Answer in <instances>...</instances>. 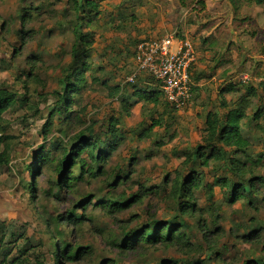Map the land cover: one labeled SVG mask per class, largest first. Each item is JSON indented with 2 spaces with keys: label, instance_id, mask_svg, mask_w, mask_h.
<instances>
[{
  "label": "rangeland",
  "instance_id": "rangeland-1",
  "mask_svg": "<svg viewBox=\"0 0 264 264\" xmlns=\"http://www.w3.org/2000/svg\"><path fill=\"white\" fill-rule=\"evenodd\" d=\"M85 1L0 0V86L17 93L0 121V264H54L58 249L66 252L61 264H264V192L252 204L234 200L221 183L212 198L206 185L191 196L181 187L191 170L203 172L204 183L230 174L223 163H185L205 136L194 101L179 111L164 94L157 105L133 96L145 79L158 89L138 71L141 39L157 30L187 35L191 24L231 41L216 56L228 60L232 51L246 61L252 79L241 81L257 86L264 5L206 0L203 10L196 0H94L91 11ZM112 118L122 130L115 140ZM83 132L97 139L95 155L106 154L92 162L84 153L89 171L70 164ZM178 224L190 243L143 237L159 227L167 236Z\"/></svg>",
  "mask_w": 264,
  "mask_h": 264
},
{
  "label": "trees",
  "instance_id": "trees-1",
  "mask_svg": "<svg viewBox=\"0 0 264 264\" xmlns=\"http://www.w3.org/2000/svg\"><path fill=\"white\" fill-rule=\"evenodd\" d=\"M181 4L187 5L188 1L190 0H179ZM195 1V0H193ZM198 4L201 5L203 10H206V0H196ZM233 6L236 8H240L242 4L248 3H256L258 5H264V0H230ZM83 6V5H82ZM85 7L89 8L91 11L97 9L98 4L94 2V0H86ZM82 42L79 41L74 43L73 50L78 48ZM192 73V70H191ZM192 79L195 80L192 73ZM157 82V80H156ZM158 89H148L146 87L136 88L134 90L133 96L139 100H144L146 102L152 103L153 105L159 104L161 98H163V91L160 88L159 83L157 82ZM262 87V91L264 90V82L260 83ZM196 89L195 81L193 85V91ZM247 94L256 96L258 93V88L252 85H248L246 87ZM264 93V92H263ZM17 101V93L0 86V121L4 116V113L8 111ZM129 101V100H128ZM166 101L171 104L167 99ZM247 97L240 98L235 103L232 104L228 112L223 116L220 117L217 114L211 113L207 119V129L206 134L203 138V143H200L194 152H190L185 163L190 160V162L194 159L200 161V164L204 167L213 163H223L227 164L228 170L230 174H223L221 177H213L212 183L207 182L204 183V179L206 176L203 172H196L191 170L188 175H185V178H180L181 187L186 191L185 196H191L190 192L199 188H203L206 185L207 192L212 198L214 196L215 190L214 185L221 183L225 186L232 187V196L234 200L238 199L239 197L243 196L246 199H249L252 203L255 199L261 196V189L260 185H264V173L258 174V170L264 164V156L262 152L258 154L257 157L251 155L248 152L249 147L251 146L250 138L245 135L242 131V120L247 116V111L250 107H253L254 101ZM262 102V99H260ZM130 102V101H129ZM131 103V102H130ZM172 105V104H171ZM173 106V105H172ZM257 111L255 112V119H259L264 114V108L259 106V109L256 108ZM118 120L112 118L111 121V138L113 140L116 139V133L118 131H122L118 127ZM158 123H153L149 126L148 129L144 131V133L151 132ZM97 148V139L93 137H87L86 133H81L78 137V141L74 144L71 150V161L70 164H77L78 162L82 164V168L89 171L90 168H87V163L85 162L81 156L84 153H87L92 162H96L99 159L105 160L106 154H104V150L101 151L100 155H95V150ZM0 161L5 162L4 154L0 153ZM91 171V170H90ZM92 172V171H91ZM235 178H240V182L237 181ZM70 177H65L63 183L67 184L70 182ZM233 183V186H232ZM258 196V197H257ZM191 198V197H190ZM262 198V197H260ZM90 202H87L88 205ZM128 204L123 205L126 207ZM188 207V206H187ZM186 210V209H183ZM63 217V216H60ZM171 223H168L170 225ZM157 227V226H156ZM169 227V226H168ZM165 227L153 228L151 232L152 235L146 236L148 230L143 235V237L148 238V242L156 243L159 240L171 242L175 239V237L180 240L184 241L186 238V233L182 231L181 225L172 226L169 229V233L167 236L164 234ZM259 230V229H258ZM255 230V231H258ZM247 237V236H246ZM186 240V239H185ZM187 241V240H186ZM190 243V242H186ZM83 248L78 249V254L76 253L75 258L78 255H82L81 250ZM63 256H66V252L62 249H58L54 252V264H61V259ZM75 258H67V259H75Z\"/></svg>",
  "mask_w": 264,
  "mask_h": 264
},
{
  "label": "crops",
  "instance_id": "crops-1",
  "mask_svg": "<svg viewBox=\"0 0 264 264\" xmlns=\"http://www.w3.org/2000/svg\"><path fill=\"white\" fill-rule=\"evenodd\" d=\"M193 26L194 25L192 24L189 25L187 35L180 36L176 34L179 37L190 38L195 44L197 51V61L193 65L192 73L195 79V90L198 97L195 95V98L193 99L195 112H192L191 109L188 112H192L193 115L199 116V118L201 117L204 120L205 135L208 127L207 119L209 114L214 113L223 117L228 112L232 104L240 98L247 97L252 99L254 101V105L248 109L247 116L242 120L241 126L243 133L251 140V146L249 147L248 152L251 153L252 156L257 157L264 148V146L260 145L261 142L264 141V114L259 119H255V112L257 111L256 108L259 109V105L261 104L260 99L264 100V93L262 91V87L260 86V83L264 82V78L263 76L260 77L261 82L257 86L252 85L258 88L256 96L247 94V85L241 80L245 81L244 78L249 76V74L246 73V71L249 70L248 63H245L246 61L241 60V58L238 59V56L236 57L232 51L227 54L231 57L225 58L228 60L223 59V62L216 56L217 52L215 51V48L219 49L222 47V50L226 52L231 41L221 39L222 37L219 33H216L214 29H201L199 24H196L195 27L192 28ZM194 30H197L198 32ZM157 31H150L146 36L162 37L172 34L167 33L164 35H157ZM212 53H215V55ZM233 59H235V61H233ZM142 82L144 87H146V85L155 86V84L146 79ZM146 88L152 89L150 87ZM198 145L199 144L195 145L191 151L195 150ZM260 189L261 195H263L264 185H260ZM260 197L261 196L259 195L258 198Z\"/></svg>",
  "mask_w": 264,
  "mask_h": 264
},
{
  "label": "built area",
  "instance_id": "built-area-1",
  "mask_svg": "<svg viewBox=\"0 0 264 264\" xmlns=\"http://www.w3.org/2000/svg\"><path fill=\"white\" fill-rule=\"evenodd\" d=\"M138 71L152 75L160 85L165 99L182 111L193 102L191 70L197 61L195 44L187 37L169 34L143 37L137 46ZM134 73L131 81L137 78ZM250 76L244 78L251 81Z\"/></svg>",
  "mask_w": 264,
  "mask_h": 264
}]
</instances>
